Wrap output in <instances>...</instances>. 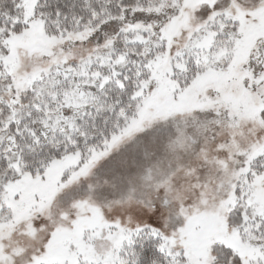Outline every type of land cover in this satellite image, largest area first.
Returning a JSON list of instances; mask_svg holds the SVG:
<instances>
[{"label": "snow or ice", "instance_id": "1", "mask_svg": "<svg viewBox=\"0 0 264 264\" xmlns=\"http://www.w3.org/2000/svg\"><path fill=\"white\" fill-rule=\"evenodd\" d=\"M0 264H264V0H0Z\"/></svg>", "mask_w": 264, "mask_h": 264}]
</instances>
